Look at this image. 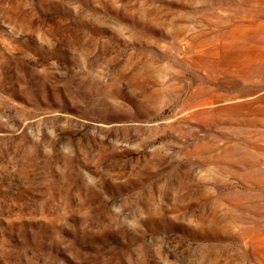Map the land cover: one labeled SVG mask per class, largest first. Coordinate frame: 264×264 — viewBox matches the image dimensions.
<instances>
[{"label":"rangeland","instance_id":"rangeland-1","mask_svg":"<svg viewBox=\"0 0 264 264\" xmlns=\"http://www.w3.org/2000/svg\"><path fill=\"white\" fill-rule=\"evenodd\" d=\"M0 264H264V0H0Z\"/></svg>","mask_w":264,"mask_h":264}]
</instances>
